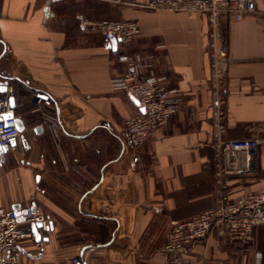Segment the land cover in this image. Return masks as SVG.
Listing matches in <instances>:
<instances>
[{
  "label": "crops",
  "instance_id": "1",
  "mask_svg": "<svg viewBox=\"0 0 264 264\" xmlns=\"http://www.w3.org/2000/svg\"><path fill=\"white\" fill-rule=\"evenodd\" d=\"M147 1L0 0V95L12 89L27 131L16 150L0 153V206L32 204L50 218L40 246L20 244L21 264L167 263L161 246L172 223L214 205L215 66L222 138L264 134V0L241 18L220 15L215 26L206 13L151 11ZM103 19L136 20L140 34L113 56L101 32L82 23ZM124 56L182 97L179 112L138 148L124 124L140 108L115 87ZM38 94L48 99L38 104ZM228 186L234 198L264 188V147L255 172ZM187 257L264 264V225L247 250L213 231Z\"/></svg>",
  "mask_w": 264,
  "mask_h": 264
},
{
  "label": "built area",
  "instance_id": "2",
  "mask_svg": "<svg viewBox=\"0 0 264 264\" xmlns=\"http://www.w3.org/2000/svg\"><path fill=\"white\" fill-rule=\"evenodd\" d=\"M121 2V0H117ZM260 0H148L145 8L151 11L202 12L208 15L212 26L220 15L235 18L257 12ZM83 25L96 27L103 35L113 56L119 55V45L131 44L140 34L136 20L120 19L89 22ZM116 47H112V42ZM126 69L115 87L132 97L140 111L128 118L124 132L128 143L138 148L142 146L160 127L166 125L179 112L182 97L178 90L168 89L154 75L142 76V65L132 56H124ZM213 120L217 129L215 149V199L213 207L199 215L182 221H174L161 251L167 256L166 264H198L187 257L189 250L198 242L208 239L215 231L219 237L238 241L243 249L253 242V231L264 225V188L250 191L234 198L229 189L231 179L252 175L259 165V153L264 147V134L244 139H224L225 106L221 96V73L214 67ZM12 89L0 95V149L11 148L25 141L27 131L17 125V106L10 104ZM37 103L45 102L42 94L37 95ZM1 158V156H0ZM0 162V179L2 178ZM39 225V227H35ZM50 218L36 210L32 204L19 209L0 206V264H21L23 252L20 244L25 240L41 242L36 236L47 232ZM30 259H39L37 254H27ZM76 262V260H75Z\"/></svg>",
  "mask_w": 264,
  "mask_h": 264
},
{
  "label": "water",
  "instance_id": "3",
  "mask_svg": "<svg viewBox=\"0 0 264 264\" xmlns=\"http://www.w3.org/2000/svg\"><path fill=\"white\" fill-rule=\"evenodd\" d=\"M112 47H113V48L116 47V43H115L114 41L112 42ZM2 91H3V92L7 91V87H3V88H2ZM42 98H44V99H48V96H47L46 94H42ZM10 104H11L12 107L15 106V100H14L13 97L10 98ZM58 121H59V120H58ZM59 124H60V122H59ZM17 125H18V127H19L20 130H24L23 123H22V121H21L20 119H17ZM60 126H61V125H60ZM36 130H37V131H41V128H38V129H36ZM5 149H7V148H1V149H0V153L3 152ZM13 209H14V210H17V209H19V206H15V207H13ZM35 227H39V225H37V226H35ZM36 238H37V240L40 239L38 234H37Z\"/></svg>",
  "mask_w": 264,
  "mask_h": 264
},
{
  "label": "snow or ice",
  "instance_id": "4",
  "mask_svg": "<svg viewBox=\"0 0 264 264\" xmlns=\"http://www.w3.org/2000/svg\"><path fill=\"white\" fill-rule=\"evenodd\" d=\"M0 90H2V89H0Z\"/></svg>",
  "mask_w": 264,
  "mask_h": 264
}]
</instances>
